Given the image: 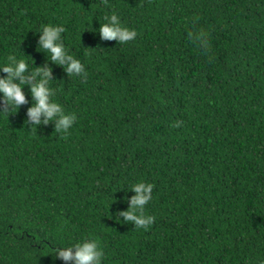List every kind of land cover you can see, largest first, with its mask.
<instances>
[{
    "label": "trees",
    "instance_id": "obj_1",
    "mask_svg": "<svg viewBox=\"0 0 264 264\" xmlns=\"http://www.w3.org/2000/svg\"><path fill=\"white\" fill-rule=\"evenodd\" d=\"M113 13L134 40L101 39ZM43 24L86 74L48 64L66 133L0 114V264L87 237L102 264H264V0H0V65L44 66ZM137 182L148 228L118 213Z\"/></svg>",
    "mask_w": 264,
    "mask_h": 264
},
{
    "label": "clouds",
    "instance_id": "obj_2",
    "mask_svg": "<svg viewBox=\"0 0 264 264\" xmlns=\"http://www.w3.org/2000/svg\"><path fill=\"white\" fill-rule=\"evenodd\" d=\"M105 22H99V36L103 40H115L123 44L134 40L137 33L134 29L124 26L117 14L104 17ZM66 29L62 25L43 24L35 32L39 33L37 49L44 52L47 62L37 67L28 63L26 57L10 55L0 65V72L7 75L0 77V114L16 111L20 105L30 103L27 110L25 125L40 126L48 123L54 124L57 132H67L76 120L75 114L66 113L62 105L53 97L56 90L50 86L54 79L51 76L49 63L61 66L69 76L85 75V66L65 46L64 36ZM27 86L31 100H26L24 88ZM17 112V111H16ZM153 184L137 182L131 186L134 193L127 198V210L118 212L123 220L134 224V228H148L154 217L144 214L145 205L152 199ZM56 259L67 264H102L103 249L99 241L93 237L82 238L79 242L54 249Z\"/></svg>",
    "mask_w": 264,
    "mask_h": 264
}]
</instances>
